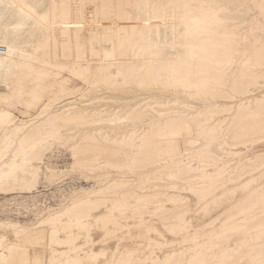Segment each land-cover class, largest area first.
<instances>
[{
	"label": "rangeland",
	"instance_id": "1",
	"mask_svg": "<svg viewBox=\"0 0 264 264\" xmlns=\"http://www.w3.org/2000/svg\"><path fill=\"white\" fill-rule=\"evenodd\" d=\"M24 1L45 19L24 18L14 63L0 64V264H264V166L248 174L244 163L238 181L205 202L166 188L211 187L264 152V104L254 115H231L253 131L223 155L204 145L195 125L264 97V0H113L104 12L95 0L99 13L87 0ZM57 2L72 14L54 10ZM21 17L15 8L7 14L0 36ZM197 38L205 43L192 45ZM206 46L212 62L194 73ZM252 74L244 93L209 84ZM71 124L82 134L66 137ZM189 164L225 170L188 180ZM217 196L209 217L194 220ZM82 197L92 203L86 209L75 204ZM185 207L193 210L177 217Z\"/></svg>",
	"mask_w": 264,
	"mask_h": 264
},
{
	"label": "bare ground",
	"instance_id": "2",
	"mask_svg": "<svg viewBox=\"0 0 264 264\" xmlns=\"http://www.w3.org/2000/svg\"><path fill=\"white\" fill-rule=\"evenodd\" d=\"M2 3H4L5 5H3V6H0V21L5 17V16H7V14H11L12 13V11L14 10V8L15 9H17V13L18 14H20V13H22L23 14V16L24 17H21V18H19L18 19V21L17 22H13V24H14V27L11 29V30H8L7 32H6V34H5V36L4 37H2V36H0V64L1 65H6V64H8L9 63V65H11L12 63H14V60H11V58L13 57V55L17 52V51H19L20 49H21V43H22V38H21V35L19 34L18 35V32L24 27V25L26 24V22L24 21V18H29V17H32V18H35V19H45L44 17H45V15H41V14H39L38 13V11H37V9H36V7L35 6H33V5H31V4H29V3H27L26 1H24V0H0ZM63 1V0H62ZM104 1V3H103V9H102V11L104 12L105 10H106V7L109 5V4H111L110 2H112L113 0H103ZM115 1V0H114ZM155 1V0H154ZM157 1V0H156ZM165 1V0H164ZM219 1V0H218ZM87 2H88V5L90 6V7H92L93 9H94V12L95 13H99L100 11H101V8H97L98 7V5H96V3H95V0H87ZM58 3V2H57ZM65 3V2H64ZM64 3L63 2H61L60 4L58 3V4H56L55 5V9L54 10H59V11H61L62 12V14H63V16H68L72 11H71V7H66L67 6V4H66V6H64ZM82 3V2H81ZM94 3H95V5H94ZM161 3V2H160ZM115 4H117V3H115ZM114 4V5H115ZM158 5H159V3H157ZM162 4H163V2H162ZM218 4V3H217ZM257 4V3H256ZM87 5V6H88ZM148 5V4H147ZM156 5V4H155ZM154 5V6H155ZM161 5V4H160ZM160 5L159 6H157V7H160ZM164 5V4H163ZM216 5V4H215ZM254 5V4H253ZM258 5V4H257ZM117 6V5H116ZM121 6V5H120ZM162 6V5H161ZM110 7V6H109ZM119 7V5L117 6V8ZM146 7H148V6H146ZM164 7V6H163ZM214 7V6H213ZM115 8V7H114ZM122 8V7H121ZM124 8V7H123ZM161 8V7H160ZM79 9H81L80 8V6H75V10H76V12H77V14H78V16H79V14L80 13H78V11H79ZM91 9V8H90ZM109 9V8H108ZM113 9V8H112ZM112 9H111V11H112ZM158 9V8H157ZM195 9V8H194ZM193 9V10H194ZM197 9H198V7H197ZM201 9V8H200ZM147 10V9H146ZM153 10H156V8L155 9H153ZM186 10H187V8H186ZM186 10H184V11H186ZM192 10V11H193ZM248 10L249 9H247V12H248ZM255 10V9H254ZM108 11V10H107ZM113 11H115L114 9H113ZM124 11V10H123ZM122 11V12H123ZM148 11V13H149V10H147ZM159 11H161V10H159ZM195 11V10H194ZM199 11V10H198ZM201 11V10H200ZM250 11V10H249ZM57 12V11H56ZM93 12V11H92ZM93 12V13H94ZM188 12V11H187ZM215 12H217L216 10H215ZM214 12V13H215ZM219 12V11H218ZM54 13V12H53ZM119 13H120V10H119ZM124 14H125V12H123ZM152 13V12H151ZM201 13H202V11H201ZM250 13V12H249ZM55 14V13H54ZM58 14V13H57ZM72 14V13H71ZM76 14V15H77ZM107 14H109V13H107ZM112 14H114V13H112ZM144 14H145V12H144ZM199 14H200V12H199ZM219 13H217V15H218ZM256 14V13H255ZM258 14H259V12H258ZM48 15H49V13H48ZM94 15V14H93ZM98 15V14H97ZM119 15H122V13L121 14H119ZM126 15V14H125ZM135 15V14H134ZM193 15V14H192ZM198 15V14H197ZM249 15V14H248ZM248 15H247V17H248ZM253 15V14H252ZM259 15H261V14H259ZM258 15V16H259ZM50 16H51V14H50ZM49 16V17H50ZM54 16V15H53ZM71 16V15H70ZM116 16H118V13H117V15ZM142 16H144L143 14H142ZM147 16H148V14H147ZM196 16V15H195ZM194 15L192 16L193 18H197V17H195ZM206 16V15H205ZM208 16V15H207ZM219 16V15H218ZM224 16H225V14H224ZM263 16V15H262ZM132 17V16H131ZM213 17V16H212ZM223 17V16H222ZM251 17V16H250ZM56 18V17H55ZM82 18V17H81ZM80 17H79V19H81ZM122 18V17H121ZM124 18V17H123ZM129 18V17H128ZM147 18V17H146ZM149 18V17H148ZM163 18V17H162ZM204 18H206V17H204ZM225 18V17H224ZM245 18V17H244ZM264 18V17H263ZM54 19V18H53ZM65 19V18H64ZM64 19H63V21H64ZM126 19H127V17H126ZM134 19V18H133ZM207 19H208V17H207ZM216 19V18H215ZM159 20V19H158ZM163 20V19H162ZM197 20V19H196ZM210 20H211V18H210ZM209 20V21H210ZM218 20V19H217ZM262 20V19H261ZM264 20V19H263ZM262 20V21H263ZM39 21V20H38ZM44 21V20H43ZM57 22L58 20L56 19V20H54V22ZM123 21H124V19H123ZM126 21V20H125ZM124 21V23H129V22H131L132 23V19H131V21H129V22H125ZM143 21H145V20H143ZM197 21H199V23L200 24H202V25H205V24H203V16L201 15L199 18H198V20ZM208 21V20H207ZM206 21V22H207ZM221 21V20H220ZM249 21H251V20H249ZM135 22V21H134ZM146 22V21H145ZM148 22V21H147ZM154 22V21H153ZM159 22H161L160 20H159ZM164 22V21H163ZM219 22V21H218ZM217 22V23H218ZM223 22V21H222ZM225 22V21H224ZM223 22V23H224ZM252 22V21H251ZM250 22V23H251ZM67 23V22H66ZM136 23V22H135ZM158 22L156 21V24H157ZM165 23V22H164ZM197 23V22H196ZM205 23V22H204ZM249 23V22H248ZM249 23V24H250ZM145 24V23H144ZM159 24V23H158ZM174 24V23H173ZM222 24V23H221ZM224 24H226V23H224ZM131 25V24H130ZM213 25H214V22H213ZM251 25H254L253 23L251 24ZM255 25H257L258 26V24H255ZM135 26V25H134ZM256 26V27H257ZM137 26H135V28H136ZM159 27V26H158ZM157 27V28H158ZM200 27V26H199ZM201 27H203V26H201ZM254 27V26H253ZM260 27V26H259ZM206 28H207V26H206ZM214 28V27H213ZM132 29V28H131ZM134 29V28H133ZM204 29V28H203ZM209 29H210V27H209ZM212 29V28H211ZM257 29V28H256ZM5 30V29H4ZM135 30V29H134ZM141 30V29H140ZM258 30V29H257ZM260 30V29H259ZM62 31V30H61ZM143 31V30H142ZM1 32V31H0ZM141 32V31H140ZM253 32H254V30H253ZM258 32H261V31H258ZM63 33V32H62ZM137 33H139V32H136V34ZM144 33V32H143ZM134 34H135V32H134ZM140 34V33H139ZM159 35V34H158ZM204 35V34H203ZM255 35V34H254ZM257 35V34H256ZM262 36H264V35H262ZM65 37V36H64ZM200 37H203V36H200ZM206 37H208L207 36V33H206ZM129 38H131V36L129 37ZM209 38V37H208ZM258 38V37H257ZM260 38V37H259ZM196 39V38H195ZM122 40V39H121ZM126 40V39H125ZM128 40H130V39H128ZM203 38H201V39H199V38H197V40H194L193 42H192V45H194V46H196V45H203V43H205V41L203 42ZM206 40V39H205ZM127 41V40H126ZM206 41H208V39L206 40ZM258 41H259V39H258ZM2 42V43H1ZM209 42H211L210 40H209ZM209 42H207V44L209 43ZM122 43V42H121ZM120 43V44H121ZM189 44V43H188ZM264 44V43H263ZM3 45V46H2ZM144 45V44H143ZM260 45V44H259ZM205 46V45H204ZM210 46V45H209ZM213 46V45H212ZM222 46V45H221ZM261 46V45H260ZM119 47V46H118ZM121 47V46H120ZM207 47V46H206ZM195 48V47H194ZM209 48H211V47H209ZM212 49V48H211ZM260 49V48H259ZM207 50H208V47H207V49L206 50H204V52L202 53V55L200 56V59H199V57L197 56V58L199 59L196 63H192L193 65H192V70H194V71H192V70H190V69H188L189 71H192V72H199L201 69H202V66H204L206 63L208 64V62H210V60H211V62H212V58L214 57L212 54H211V52L209 53V51H211V50H209L208 52H207ZM261 50V49H260ZM264 49L262 48V50L261 51H263ZM224 51V50H223ZM213 52V51H212ZM264 52V51H263ZM262 52V53H263ZM159 53V52H158ZM161 53V52H160ZM214 53V52H213ZM21 54V53H20ZM199 55V54H198ZM20 56V55H19ZM264 56V55H263ZM16 57V56H15ZM14 57V58H15ZM153 58V57H152ZM154 58H156V57H154ZM159 58V57H158ZM162 58V57H161ZM218 58V57H217ZM19 59V58H18ZM148 59V58H147ZM149 59H151V58H149ZM216 59V58H215ZM21 60V59H20ZM25 61V60H24ZM27 61V60H26ZM52 61V60H51ZM160 61V60H159ZM164 61V60H163ZM195 61V60H194ZM193 61V62H194ZM10 62H11V64H10ZM172 62V61H171ZM52 63V62H51ZM75 63V62H74ZM166 63V62H165ZM155 64H156V62H155ZM56 65H59V64H56ZM64 64H62V66H63ZM142 65V64H141ZM140 65V66H141ZM59 66H61V65H59ZM178 66V65H177ZM190 66L191 65H189V68H190ZM168 67V66H167ZM171 67H173V64H172V66ZM208 67V66H207ZM9 68V67H8ZM164 68H165V66H164ZM176 68V67H175ZM209 68V67H208ZM142 69H144V68H142ZM162 70V69H161ZM171 70H173V69H171ZM167 71V70H166ZM170 72V71H169ZM175 72V71H174ZM183 72V71H182ZM188 72V71H187ZM191 72V73H192ZM176 73V72H175ZM205 73V72H204ZM206 73H207V71H206ZM254 73V72H253ZM186 76H187V74H186V72L184 73ZM218 74V73H217ZM90 75V74H89ZM182 75V73L180 74V76ZM191 75V74H190ZM209 75V74H208ZM219 75V74H218ZM256 75H258V74H256ZM1 76V75H0ZM212 75H210V77H211ZM217 76V75H216ZM254 76H255V74H252V76H251V78L249 79V80H244V81H240V82H238V83H222V84H216V83H209V84H212V86H216V85H220V86H222L223 87V85H227L228 87H230L232 90H234V91H236V92H239V93H244V88H245V86L248 84V82H250L251 80H253L254 79ZM197 77V76H196ZM205 77H207V76H199V78L200 79H205ZM214 77H215V75H214ZM152 79V78H151ZM127 80V79H126ZM185 80V79H184ZM188 80V79H187ZM179 81V80H178ZM254 81V80H253ZM252 81V82H253ZM183 83V82H182ZM191 83H193L192 81H191ZM201 83V82H200ZM120 84V83H119ZM186 84V83H185ZM188 85V84H187ZM185 86V85H184ZM215 88V87H214ZM243 88V89H242ZM185 89V88H184ZM246 89V88H245ZM187 90V89H186ZM203 90V89H202ZM202 90H201V92H202ZM179 91V90H178ZM205 91V90H204ZM248 91V90H247ZM263 91V90H262ZM262 91H261V93H262ZM200 92V91H199ZM200 92V93H201ZM264 92V91H263ZM171 93V92H170ZM173 93V92H172ZM186 93V92H185ZM197 94H198V92H196ZM203 93V92H202ZM187 94H189V93H187ZM157 96V95H156ZM168 98V97H167ZM264 97H261V95L260 96H258V97H256L255 99H253V100H250V103L247 105V106H242V105H238V107L235 109V110H233V112L231 113V114H228V115H230V118H227V116H225V115H221V117H220V120H218V122H215L214 124H211L210 122H214L215 120H216V118H219V116H218V112H215V111H212V113H211V118H210V120L211 121H203V122H195V125H196V130H197V132H198V134L202 137V139H203V141H204V145L205 146H208L210 149H212L214 152H216V153H218V154H220V155H223V154H226L228 151L225 149V146L226 145H228V146H233V145H235V144H238V143H241V137H245V136H247L250 132H252L253 131V128H246V123L244 124V123H241L240 121H238V122H235L234 123V121H232V119H231V115L232 114H235L234 115V117H232V118H234L235 119V117L236 116H238L241 112H244L245 114H252V115H254L257 111H259L260 109H261V107L263 106V104H264V99H263ZM155 99V98H154ZM75 100V99H74ZM163 102V101H162ZM76 103V102H75ZM151 103V102H150ZM172 103V102H171ZM49 104H51V103H49ZM73 104V103H72ZM77 104V103H76ZM242 104V103H241ZM163 105V104H162ZM48 107V106H47ZM202 107V106H201ZM213 107V105L211 106V108ZM220 107H222L221 108V111L220 110H218V111H220V112H225V114H227L226 113V111L229 109V107L230 106H228V105H221ZM70 108H72V107H70ZM78 108V107H77ZM203 108V107H202ZM206 108V107H205ZM204 108V109H205ZM143 109V108H142ZM263 109V108H262ZM76 110V109H75ZM207 110H208V108H207ZM210 110V109H209ZM264 110V109H263ZM102 111V110H101ZM100 111V112H101ZM201 111V110H200ZM69 113H70V110H69ZM75 113H76V111H75ZM199 113V112H198ZM203 113V112H202ZM259 113V112H258ZM192 114H194V113H192ZM204 114H206V113H204ZM221 114V113H220ZM74 115V114H73ZM177 115V114H176ZM209 115V114H208ZM77 116V115H76ZM76 116H74V117H76ZM182 116V115H181ZM257 116V115H256ZM70 117V116H69ZM190 117V116H189ZM196 117V116H195ZM194 117V118H195ZM241 117H243V116H241ZM159 118V117H158ZM174 118H176V117H174ZM185 118V117H184ZM193 118V117H192ZM239 118H240V116H239ZM157 119V118H156ZM230 119H231V121H230ZM245 119V118H244ZM255 119V118H254ZM71 120H73L72 119V117H71ZM123 120V119H122ZM152 120H153V118H152ZM178 119H175L174 120V122H173V124H172V126H169V127H171V128H173V126H175V125H178V122L179 121H181V120H178ZM191 120V119H190ZM151 121V120H150ZM160 121V120H159ZM165 121H167V120H165ZM184 121V120H183ZM187 121V120H186ZM249 121V120H248ZM154 122H155V120H154ZM162 122V121H161ZM228 122H230L229 124H227ZM164 124V123H163ZM163 124H162V126H163ZM166 124V123H165ZM72 126H74V127H70V128H68L67 130H66V137H70V136H75V135H77V134H79V133H81L80 131H81V129H80V127H78V126H75V125H73V124H71ZM132 125V124H131ZM186 125V124H185ZM247 125H248V122H247ZM24 126V125H23ZM154 126V125H153ZM167 126H168V124H167ZM184 126V125H183ZM82 127V126H81ZM165 127V126H164ZM163 127V128H164ZM178 127V126H177ZM180 127V126H179ZM18 128V127H17ZM154 128V127H153ZM21 129V128H20ZM120 129V128H119ZM91 130V129H90ZM162 130V129H161ZM256 130V129H255ZM100 131V130H99ZM151 131H152V126H151ZM155 131V130H154ZM16 132V131H15ZM17 132H18V130H17ZM147 132V131H146ZM145 132V133H146ZM219 132H223V138H219L218 137V134H219ZM144 133V132H143ZM154 133V132H153ZM20 134V133H19ZM82 134V133H81ZM115 134V133H114ZM143 135V134H142ZM251 135V134H250ZM252 135H254V134H252ZM14 137H16L15 135H14ZM66 137L64 138V139H66ZM77 137V136H76ZM254 138V137H253ZM68 139V138H67ZM74 139V138H73ZM163 140H165V139H163ZM121 142V141H120ZM90 145V144H89ZM9 147V146H8ZM92 147V146H91ZM14 150V149H13ZM230 152V151H229ZM228 152V153H229ZM5 156V155H4ZM42 157V156H41ZM24 159V158H23ZM161 160V159H160ZM244 163H246V165L248 166V174H249V171H255L257 168H260V167H262V166H264V152H259L257 155H256V158L254 159V160H252V159H247L246 161H244L240 166H238V168H237V170H236V173L234 174V175H232L231 177H229L228 179H226V180H224V181H220V182H217L215 185H213V186H211V187H207V186H202V184L201 185H190V186H186V187H182L181 185H178V184H172V185H170V186H167L166 188H174V189H176V190H181V192L184 190V191H186V192H189L192 196H194L195 197V199L196 200H198V201H206L205 199L206 198H208V196H211V194L213 193V192H215V190L216 189H218L220 186H222V185H224V183L225 182H229L230 180H232V182H233V179H235L236 177H238L237 176V174H238V172L240 171V169L242 168V166H244ZM20 165V164H19ZM224 166V165H223ZM127 168H128V165H127ZM186 168L192 173V175L191 176H188V177H185L186 179H188V180H193V178H195V177H197V176H201V177H219L220 175H222V172H223V170H225V169H223L222 168V166H221V168L220 169H218L216 172H208L203 166H195V167H193L192 165H187L186 166ZM181 169H183V168H181ZM181 169H179V171L181 170ZM185 169V168H184ZM246 169V168H245ZM244 169V170H245ZM186 170V169H185ZM260 170V169H259ZM178 171V172H179ZM177 172V173H178ZM246 172V171H245ZM180 173V172H179ZM178 173V174H179ZM251 173V172H250ZM54 174L55 173H53L52 174V176H54ZM176 174V173H175ZM174 174V175H175ZM245 174V173H244ZM172 175V174H171ZM185 175V174H184ZM176 176V175H175ZM179 176V175H178ZM245 175H243V177H244ZM102 177V176H101ZM174 177V176H173ZM260 177H261V175H260ZM259 177V178H260ZM238 178H236L235 179V181L237 180ZM240 179V178H239ZM185 180V179H184ZM251 180V179H250ZM238 181V180H237ZM252 181V180H251ZM256 181V180H255ZM258 181H259V179H258ZM127 185H131L132 184V182L131 181H124ZM252 183V182H251ZM249 184V183H248ZM133 185V184H132ZM244 185H247L246 183L244 184ZM253 185V184H252ZM241 186H242V184H241ZM135 187V186H134ZM150 187V186H149ZM151 187H154V185L152 184V186ZM158 187H160V185H158ZM161 187H164V186H161ZM223 187V186H222ZM165 188V187H164ZM241 188V187H240ZM231 189V188H230ZM238 189V188H237ZM236 189V190H237ZM133 190V189H132ZM161 190V189H160ZM167 190H169V189H167ZM93 191V190H92ZM235 191V190H234ZM95 192H97V191H95ZM98 192H100V191H98ZM225 192V191H224ZM238 192V191H237ZM94 193V192H93ZM165 193V192H164ZM174 194V193H173ZM228 194H229V192H228ZM92 195V194H91ZM91 195H87V196H89V198H90V196ZM144 195V194H143ZM170 195H172V194H170ZM178 195V194H177ZM79 196V195H78ZM86 196V195H85ZM110 196V195H109ZM145 196V195H144ZM149 196H150V194H149ZM213 197V196H212ZM74 198V197H73ZM87 197H82V198H79V199H77V201H75V204H76V202H79V204H81L82 206H83V208H85V206L86 205H90V204H92V203H90L91 201H89V199L87 198ZM76 199V198H75ZM219 199V196H217V197H214L211 201H207V203H204L203 204V206H202V208L197 212V213H195L194 215H193V219L194 218H197L198 216L199 217H204V216H207V217H209V215H207L208 213H210L211 211H212V209L214 208V206H216L217 204V200ZM73 200V199H72ZM72 202V204L74 203L73 201H71ZM89 203V204H88ZM70 204V203H69ZM80 205V206H81ZM69 206L70 205H66V207H64V210H69ZM74 207H76V206H74ZM78 207V206H77ZM192 207H195V206H192ZM72 208V207H71ZM70 208V209H71ZM186 208V210H182V211H180L179 209L178 210H176V214H177V217H178V213L179 212H183L184 211V213H190L193 209L191 208V207H185ZM86 209V208H85ZM182 209H184V208H182ZM64 210L63 209H61V211H58L57 213H62V211L64 212ZM169 212V211H168ZM166 213V212H165ZM183 213V214H184ZM54 214H56V213H54ZM175 214V213H174ZM182 214V215H183ZM211 214V213H210ZM179 216H181V215H179ZM195 216H197V217H195ZM53 217V216H52ZM183 217H185V216H183ZM49 218V217H48ZM165 219L168 221V223H171V222H173L172 221V219H171V215L169 214V215H165ZM177 219V218H176ZM185 219V218H184ZM192 219V218H191ZM182 220V219H181ZM195 220V219H194ZM191 221V220H190ZM177 222V221H176ZM179 223L181 222V221H178ZM191 222H193V221H191ZM188 223V222H187ZM190 224V223H189ZM177 226V225H176ZM183 226V225H182ZM190 226V225H189ZM188 227V226H187ZM18 229H20V228H18ZM177 229V228H176ZM180 230V229H179ZM178 233V232H177ZM76 260H78V259H76ZM75 260V261H76Z\"/></svg>",
	"mask_w": 264,
	"mask_h": 264
}]
</instances>
